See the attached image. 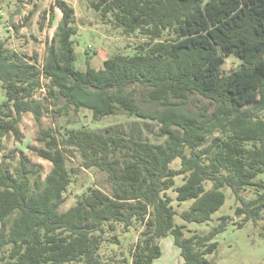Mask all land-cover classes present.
Segmentation results:
<instances>
[{
	"label": "trees",
	"instance_id": "16d2710c",
	"mask_svg": "<svg viewBox=\"0 0 264 264\" xmlns=\"http://www.w3.org/2000/svg\"><path fill=\"white\" fill-rule=\"evenodd\" d=\"M88 3L103 24L137 38L134 55L116 54L97 69L86 52L78 70L69 0L49 10L51 20L55 10L61 17L40 66L37 55L0 41V144L18 139L22 115L39 120L41 91L56 122L37 136L43 147L34 152L51 164L43 181L25 159L15 175L0 164V264H153L168 236L181 264H210L228 218L202 236L185 238V224L208 222L224 187L240 203L242 223H256L264 210V182L254 181L264 171V0ZM229 56L240 65L225 73ZM81 110L94 122L134 121L76 129ZM77 169L104 173L109 191L89 186L61 211ZM248 189L250 200L242 196ZM131 231L135 240H126Z\"/></svg>",
	"mask_w": 264,
	"mask_h": 264
},
{
	"label": "rangeland",
	"instance_id": "374dc122",
	"mask_svg": "<svg viewBox=\"0 0 264 264\" xmlns=\"http://www.w3.org/2000/svg\"><path fill=\"white\" fill-rule=\"evenodd\" d=\"M54 0H0V41L6 40V44L27 58L37 55V64L40 66L46 55V46L49 44L56 26L60 20L59 11H54L53 19L49 16V10ZM89 0H69L75 10L77 34L74 36V51L76 54L75 67L85 70L86 52L91 55L90 65L93 68H101L108 58L123 54L134 55L136 37H126L120 34V30L103 24L99 14L89 7ZM240 61L229 56L225 58L223 70L225 73L236 69ZM44 93L38 94L40 100V118L35 120L30 113L24 114L18 124V139L12 135L5 137L0 144V164H4L8 171L15 175L20 170V160L25 159L32 169H39L37 177L43 181L49 173L51 164L39 158L35 149L43 147L37 142L40 131L53 129L56 122L51 114L54 110L49 101L42 98ZM76 129L85 127L91 130H101L108 126L122 124L127 125L134 121L124 116L106 117L100 121H92L91 113L81 110L78 115ZM151 132L157 133V128H151ZM148 133L150 139L154 138ZM77 166L78 160L73 163ZM180 159L174 160L170 167L178 169ZM254 181L264 182V171L258 174ZM181 177L176 178L175 187L181 185ZM96 186L108 192L110 185L106 181V175L97 170H79L74 174V182L68 187L65 204L61 211L74 204L75 199L87 187ZM209 186V185H207ZM224 195L223 205L212 214L206 223H186L183 230L184 237L191 234L206 235L219 224V218L227 217L228 223L225 229L215 236L213 241L217 244L215 253L207 255L210 264H264V210L261 219L256 223L243 222V216H236L235 209L240 203L236 200L231 189H221ZM175 194L173 193V197ZM242 196L246 200L253 198L252 190L248 189ZM191 201L182 202L177 208L175 223L183 225L180 218L182 211L188 209ZM242 224V226H240ZM126 240H135L136 233L131 231L125 235ZM161 256L153 264H180L182 259L178 248L173 244V238L168 236L159 241Z\"/></svg>",
	"mask_w": 264,
	"mask_h": 264
},
{
	"label": "crops",
	"instance_id": "0c3cea01",
	"mask_svg": "<svg viewBox=\"0 0 264 264\" xmlns=\"http://www.w3.org/2000/svg\"><path fill=\"white\" fill-rule=\"evenodd\" d=\"M181 263H182V261H181ZM181 263H180V264H181Z\"/></svg>",
	"mask_w": 264,
	"mask_h": 264
}]
</instances>
